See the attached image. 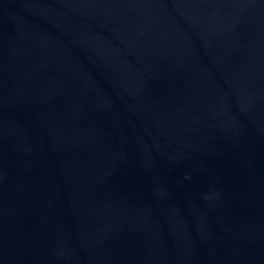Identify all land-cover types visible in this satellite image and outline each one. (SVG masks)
<instances>
[{
  "label": "water",
  "instance_id": "obj_1",
  "mask_svg": "<svg viewBox=\"0 0 264 264\" xmlns=\"http://www.w3.org/2000/svg\"><path fill=\"white\" fill-rule=\"evenodd\" d=\"M0 264H264V0H0Z\"/></svg>",
  "mask_w": 264,
  "mask_h": 264
}]
</instances>
